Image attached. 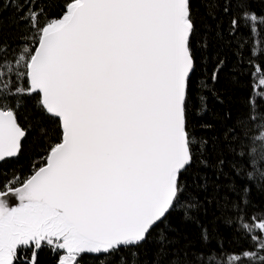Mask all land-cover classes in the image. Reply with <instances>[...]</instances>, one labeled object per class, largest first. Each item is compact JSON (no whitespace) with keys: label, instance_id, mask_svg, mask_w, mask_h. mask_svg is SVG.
Returning a JSON list of instances; mask_svg holds the SVG:
<instances>
[{"label":"snow or ice","instance_id":"obj_1","mask_svg":"<svg viewBox=\"0 0 264 264\" xmlns=\"http://www.w3.org/2000/svg\"><path fill=\"white\" fill-rule=\"evenodd\" d=\"M8 2L27 31L15 45L0 38V164L24 152L26 97L61 134L29 175L0 181V264H38L43 249L57 264H82L88 254L106 264H264V209L251 200L253 187L264 192V95L251 91L248 115L224 127L233 159L221 151L213 162L220 138L199 136L191 113L197 96L208 112L204 93L217 94L225 60L209 54L197 0ZM212 8L213 19L229 16L239 78L264 55V14L252 0H215ZM202 61L215 66L197 93ZM40 136L43 143L48 131ZM209 168L227 183L212 185ZM207 204L231 235L202 223ZM177 216L199 224L196 242L181 234Z\"/></svg>","mask_w":264,"mask_h":264},{"label":"trees","instance_id":"obj_2","mask_svg":"<svg viewBox=\"0 0 264 264\" xmlns=\"http://www.w3.org/2000/svg\"><path fill=\"white\" fill-rule=\"evenodd\" d=\"M215 0H210L208 6L204 3H200L199 0L195 3L197 9L199 32L202 37H211L212 47L210 55H219L225 60V64L220 71V77L215 88L217 94L213 96L211 93L205 92L208 96L209 110L207 113L201 114L199 96L196 98L193 111L191 113L192 122L195 125V131L199 136L216 138L219 137V143L215 150L212 151L211 159L215 162L217 155L222 151L223 156L228 160L233 159L229 155L226 143L223 140V131L226 125H231L238 117H244L248 115V107L246 106V100L251 91H255L256 95H264L260 91L261 87H264L260 81L264 80V68L261 64L264 63V55H261L259 59H255L252 65H245L242 69V74L237 78V56L230 51L229 48V37H228V22L229 16L221 14L218 19H213L210 12L213 11L212 4ZM252 7L257 13L264 14V0H252ZM19 13L14 6L10 4L8 0H0V38L6 41L10 45H15L19 42L20 37L27 29L25 25L19 21ZM253 22L249 21L251 26ZM257 24L260 23V17L257 18ZM223 30V38L217 39L219 30ZM204 41L200 40L197 42L198 47L203 46ZM257 51L264 53V45H262ZM201 56L204 54L201 53ZM244 59L247 61L248 53L245 52ZM215 64L214 61H207L201 64V72L198 74L196 81V91H201V82L211 83L208 77L211 75ZM252 73L255 85L254 89L249 88V75ZM238 79V82H237ZM21 121L27 122L31 126L28 139L25 141L24 152L18 159L9 160L7 163L0 164V181H5L15 173L21 177L27 176L30 173V168L36 164L40 158L45 155L44 149L48 146V143L59 142L60 128L58 122L50 119L48 116L40 112L36 107V100L34 97H26L20 107ZM229 116L231 119H229ZM211 125V127H206ZM44 128L48 131V138L44 139L41 143L40 129ZM202 171V170H198ZM209 181L212 185L227 183V181L221 179L217 181L215 179V172L209 168L206 170ZM238 183L243 185L246 181L238 180ZM195 193V188L190 190ZM213 190L210 188L207 193H199L203 199L205 196L211 197ZM232 195V194H230ZM264 199V192L257 191L255 187L252 188L251 200L253 205L258 208L260 200ZM211 204L205 205L207 208V215L202 216L203 224L209 227H218L225 232L226 235H231V230H223L225 227L223 217L214 212ZM213 206V205H212ZM253 208H249V212H252ZM173 223L180 230L181 234L196 242L200 236V228L198 235L191 239L190 237L194 234H188L192 230L190 224H184L180 221L179 217L173 219ZM226 228V227H225ZM195 229V228H194ZM149 259L151 258L152 246L149 245ZM251 251H258V248H252ZM29 255L31 253L29 252ZM38 264H57V256L53 255L49 250L43 249L38 252ZM82 264H106L103 257H97L94 255H85L82 260ZM250 264H258V261L252 260Z\"/></svg>","mask_w":264,"mask_h":264},{"label":"bare ground","instance_id":"obj_3","mask_svg":"<svg viewBox=\"0 0 264 264\" xmlns=\"http://www.w3.org/2000/svg\"><path fill=\"white\" fill-rule=\"evenodd\" d=\"M29 174H30V173H29ZM29 174H28V175H29ZM260 204H261V205H259L258 208H259V209H264V199H261V200H260ZM210 207L213 208L212 205H211ZM254 210H255V209L253 208V211H254ZM201 221H202V223H204L202 217H201ZM190 225L192 226L190 230H192V229H193V230H192L190 233H188V234L193 233L194 235L191 236L190 238H191V239H194V238L198 235L199 232H198L197 229H199L200 227H199V224H191V223H190ZM194 228H195V229H194ZM221 228H223V230H230V229H227V228L222 227V226H221ZM185 234H186V232H185ZM185 234H184V235H185ZM185 236H186V235H185ZM89 255H93V254H89ZM94 256H96V255H94Z\"/></svg>","mask_w":264,"mask_h":264},{"label":"water","instance_id":"obj_4","mask_svg":"<svg viewBox=\"0 0 264 264\" xmlns=\"http://www.w3.org/2000/svg\"><path fill=\"white\" fill-rule=\"evenodd\" d=\"M15 203H16V202H15V201H13V206L15 205Z\"/></svg>","mask_w":264,"mask_h":264}]
</instances>
